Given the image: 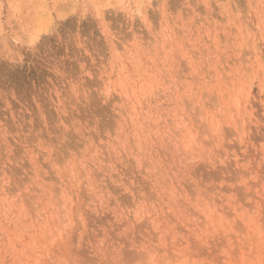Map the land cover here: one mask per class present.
I'll return each instance as SVG.
<instances>
[{
    "label": "rangeland",
    "instance_id": "1",
    "mask_svg": "<svg viewBox=\"0 0 264 264\" xmlns=\"http://www.w3.org/2000/svg\"><path fill=\"white\" fill-rule=\"evenodd\" d=\"M0 264H264V0H0Z\"/></svg>",
    "mask_w": 264,
    "mask_h": 264
},
{
    "label": "bare ground",
    "instance_id": "2",
    "mask_svg": "<svg viewBox=\"0 0 264 264\" xmlns=\"http://www.w3.org/2000/svg\"><path fill=\"white\" fill-rule=\"evenodd\" d=\"M41 21H42V19H41ZM41 21H40V22H41ZM38 25H40V24H38ZM39 28H40V26H39ZM26 210H27V209H26ZM60 212H61V211H60Z\"/></svg>",
    "mask_w": 264,
    "mask_h": 264
}]
</instances>
